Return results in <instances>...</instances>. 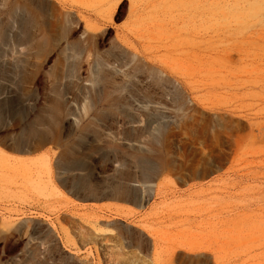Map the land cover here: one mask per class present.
Segmentation results:
<instances>
[{
  "label": "rangeland",
  "instance_id": "rangeland-1",
  "mask_svg": "<svg viewBox=\"0 0 264 264\" xmlns=\"http://www.w3.org/2000/svg\"><path fill=\"white\" fill-rule=\"evenodd\" d=\"M0 264H264V0H0Z\"/></svg>",
  "mask_w": 264,
  "mask_h": 264
}]
</instances>
